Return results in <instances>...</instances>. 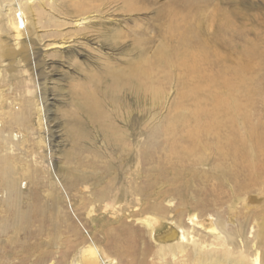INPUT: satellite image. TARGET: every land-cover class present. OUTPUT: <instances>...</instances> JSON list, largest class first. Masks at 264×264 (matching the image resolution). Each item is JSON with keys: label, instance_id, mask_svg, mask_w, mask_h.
Segmentation results:
<instances>
[{"label": "rangeland", "instance_id": "rangeland-1", "mask_svg": "<svg viewBox=\"0 0 264 264\" xmlns=\"http://www.w3.org/2000/svg\"><path fill=\"white\" fill-rule=\"evenodd\" d=\"M46 1L24 0L32 6L46 3L47 11L29 16L15 31V1L0 0V167L8 162L20 174L17 206L0 185V264H91L88 249L102 264H190L191 237L221 253L220 231L190 218L195 215L205 225L220 218L235 229L263 196L252 188L238 194L236 202L207 203L195 197L192 181L193 173L206 167L193 163L180 168L179 176L169 174V183H160L155 169L170 165L166 155L174 145L155 131L162 129L179 96L177 84L163 85L159 101L150 95L139 101L129 93V109L106 106L119 129L128 128L125 119L143 122V157L131 162L128 155L137 152L138 136L129 131L125 151L112 150L102 128L79 110L81 92L108 67L124 69L151 58L176 17L227 67L247 68V88L254 90L264 125V0L241 1L244 31L236 34L222 31L225 0ZM35 105L41 109V129ZM80 130L84 137H78ZM46 192L63 198L56 215ZM76 197L83 199L80 206ZM18 210L29 215L30 232ZM158 225L179 226L187 237L162 240ZM16 226L21 227L17 233ZM182 247L187 252L179 253Z\"/></svg>", "mask_w": 264, "mask_h": 264}, {"label": "bare ground", "instance_id": "bare-ground-1", "mask_svg": "<svg viewBox=\"0 0 264 264\" xmlns=\"http://www.w3.org/2000/svg\"><path fill=\"white\" fill-rule=\"evenodd\" d=\"M14 1L12 8L15 20L12 26L15 31L29 16H39L43 10L47 11L46 3L32 6L24 0ZM241 1L225 0L224 33L244 31L239 21ZM187 20L183 18L184 24H188ZM192 33L190 25L184 26L173 17L159 49L151 58L139 59L124 69L108 67L104 76L89 79L81 92L84 103L79 106V110L89 123L102 128L108 145L115 152L125 151L127 139L131 135L129 131L134 132L139 140L137 152L128 155L127 160L140 161L145 133L141 118L135 122L140 126L135 128V123L125 119L128 128L119 129L111 121L106 106L115 110L129 109L126 102L129 93L135 94L139 101L146 95L159 101L162 97L161 87L176 83L179 96L162 129L157 127L155 131L164 132L174 145L166 155L170 165L155 169L161 173L160 183H169V174L179 176L180 168L193 163L194 167H206L202 173H193L192 181L195 197H202L207 203L219 206L226 198L236 202L238 194L252 188L263 196L254 201L255 208L242 218L235 229H229L226 221L220 218L215 224L209 222L205 225L195 215L191 217V221H196L195 225L206 226L211 231L219 230L225 249L221 253L211 252L208 250L209 245L191 237L192 247L187 256L190 264H264V125L258 119L257 99L252 93L254 90L249 91L247 88L251 78L245 73L247 68H229L223 64L220 56L211 51L201 37H194ZM215 71L216 77L213 74ZM34 110L41 129V109L35 105ZM84 136L80 130L78 137ZM208 152L213 155H208ZM19 176L17 168L8 162L0 167V185L10 192L16 206L20 190ZM46 200L56 215L63 198L53 192H46ZM82 202V198L76 197L75 206H80L78 203ZM16 214L25 221L24 230L30 232L29 215L20 210ZM19 230L21 227L18 229L16 226L14 232ZM158 230L162 240L187 237L179 226L171 228L158 225ZM230 248L235 251H230ZM185 252L187 250L183 247L179 251L181 254ZM86 258L91 264H102L100 256L92 249L87 250Z\"/></svg>", "mask_w": 264, "mask_h": 264}]
</instances>
